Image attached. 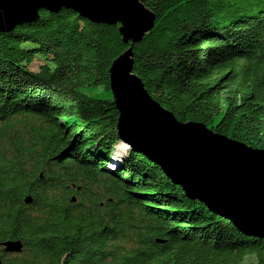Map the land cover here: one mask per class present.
Instances as JSON below:
<instances>
[{"label":"trees","instance_id":"1","mask_svg":"<svg viewBox=\"0 0 264 264\" xmlns=\"http://www.w3.org/2000/svg\"><path fill=\"white\" fill-rule=\"evenodd\" d=\"M141 1L155 22L133 74L148 94L179 123L264 151V0ZM119 28L65 9L0 33L1 263L264 264V239L120 138Z\"/></svg>","mask_w":264,"mask_h":264},{"label":"water","instance_id":"2","mask_svg":"<svg viewBox=\"0 0 264 264\" xmlns=\"http://www.w3.org/2000/svg\"><path fill=\"white\" fill-rule=\"evenodd\" d=\"M65 9L95 24L120 25L124 43L131 45L110 69L122 141L148 152L191 197L217 210L242 233L264 239V151L217 135L202 124L179 123L133 74V49L155 22L141 0H0V33L37 20L41 11ZM26 202L32 203V198ZM3 248L17 254L22 245L9 242Z\"/></svg>","mask_w":264,"mask_h":264},{"label":"rangeland","instance_id":"3","mask_svg":"<svg viewBox=\"0 0 264 264\" xmlns=\"http://www.w3.org/2000/svg\"><path fill=\"white\" fill-rule=\"evenodd\" d=\"M34 67H36V65H34ZM131 138V137H130ZM136 146V145H135Z\"/></svg>","mask_w":264,"mask_h":264}]
</instances>
